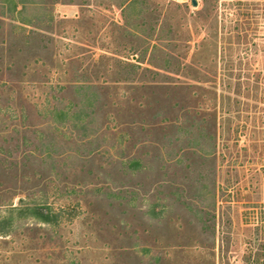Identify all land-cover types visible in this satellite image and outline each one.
<instances>
[{
    "label": "rangeland",
    "instance_id": "374dc122",
    "mask_svg": "<svg viewBox=\"0 0 264 264\" xmlns=\"http://www.w3.org/2000/svg\"><path fill=\"white\" fill-rule=\"evenodd\" d=\"M194 3L0 0V264H264V0Z\"/></svg>",
    "mask_w": 264,
    "mask_h": 264
},
{
    "label": "trees",
    "instance_id": "16d2710c",
    "mask_svg": "<svg viewBox=\"0 0 264 264\" xmlns=\"http://www.w3.org/2000/svg\"><path fill=\"white\" fill-rule=\"evenodd\" d=\"M40 216H41L40 220L45 222V223L51 221L50 216H49L48 213H45V214L41 213Z\"/></svg>",
    "mask_w": 264,
    "mask_h": 264
},
{
    "label": "water",
    "instance_id": "95a60500",
    "mask_svg": "<svg viewBox=\"0 0 264 264\" xmlns=\"http://www.w3.org/2000/svg\"><path fill=\"white\" fill-rule=\"evenodd\" d=\"M191 5H192V6H194V5H195V3H194V0H191Z\"/></svg>",
    "mask_w": 264,
    "mask_h": 264
}]
</instances>
